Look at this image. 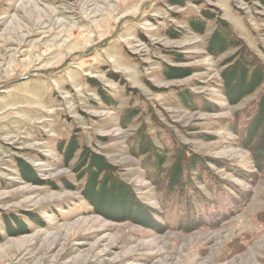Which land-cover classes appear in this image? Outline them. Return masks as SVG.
<instances>
[{
	"label": "rangeland",
	"instance_id": "1",
	"mask_svg": "<svg viewBox=\"0 0 264 264\" xmlns=\"http://www.w3.org/2000/svg\"><path fill=\"white\" fill-rule=\"evenodd\" d=\"M0 264H264V0H0Z\"/></svg>",
	"mask_w": 264,
	"mask_h": 264
}]
</instances>
